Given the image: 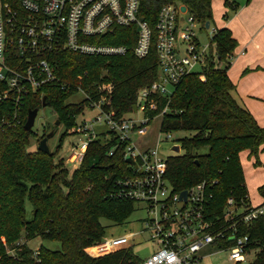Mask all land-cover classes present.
Listing matches in <instances>:
<instances>
[{"label":"trees","instance_id":"1","mask_svg":"<svg viewBox=\"0 0 264 264\" xmlns=\"http://www.w3.org/2000/svg\"><path fill=\"white\" fill-rule=\"evenodd\" d=\"M4 1L19 6V0ZM167 3L185 5L201 23V30L212 21L211 0H139L140 17L153 24L157 12ZM224 3L236 7L229 0ZM126 31L117 28L102 38L103 42L126 44L125 54L53 55L57 80L27 97L19 125L0 130V264H138L142 260L132 247L101 257H91L84 251L105 234L102 219L122 223L135 210L133 202L107 196L113 179L126 172L121 151L108 154L114 140H91L82 162L69 175L62 160L54 161L53 152L27 150L32 131L24 128L28 110L39 108L42 97L60 124L67 128L76 125V114L89 102L87 98L66 102L78 93V87L95 100L101 95L100 87L109 84L110 104L117 114L131 112L137 92L157 79L158 68L155 48L143 58L135 57L133 35L127 40ZM236 47L230 28L216 27L203 71L189 74L175 85L168 102L171 111L164 115L160 128L163 132H189L178 139L181 152L166 159L171 185L183 190L205 181L211 195L209 209L220 214L230 196L237 203L249 201L240 153L248 150L249 157L260 165L258 153L264 145V127L233 94L235 85L227 70ZM165 104L162 98L158 110ZM258 191L264 197V184ZM26 200L32 206L30 217L26 216ZM260 205L264 206V201ZM242 231L256 246H262L252 264H264V219L253 221ZM22 236L26 240L39 236L57 241L60 249L41 245L34 255L25 242L15 244ZM8 246L13 254H9Z\"/></svg>","mask_w":264,"mask_h":264},{"label":"built area","instance_id":"2","mask_svg":"<svg viewBox=\"0 0 264 264\" xmlns=\"http://www.w3.org/2000/svg\"><path fill=\"white\" fill-rule=\"evenodd\" d=\"M181 5L164 4L151 24L140 17L139 0H19L18 7L0 0V130L19 125L27 97L57 80L53 55L125 54L126 44L103 42L102 38L117 28H126L124 37L130 40L133 35L135 57L143 58L155 48L157 79L139 89L136 109L122 115L110 104L109 84L100 87L101 95L95 100L78 87V93L89 101L86 107L96 113L92 120L74 126L73 132L87 139L73 146L69 162L77 168L95 138L104 143L114 140L108 154L121 151L126 172L113 179L107 196L131 201L135 210L145 211L139 234L147 232V239L155 246L138 264H204L206 258L219 252H226L234 264H252L262 246H256L242 230L264 219V206L248 200L237 203L230 196L223 212L215 213L209 209L211 195L205 181L183 189L186 195L182 196L183 190H175L166 176L168 156L160 155L159 139L153 144L145 140L150 122L157 117L159 131L171 137V131L160 128L164 115L171 111L168 102L174 87L185 76L203 71L208 59L210 41H200L194 15L187 7L181 11ZM215 32L216 26L211 34ZM162 98L166 104L158 110ZM139 109L141 117L128 116ZM96 125L108 129L97 131ZM127 157L134 164L127 162ZM137 234H104L84 251L91 257L105 256L132 247ZM8 252L13 254L10 249ZM251 253L254 258L248 260Z\"/></svg>","mask_w":264,"mask_h":264},{"label":"rangeland","instance_id":"3","mask_svg":"<svg viewBox=\"0 0 264 264\" xmlns=\"http://www.w3.org/2000/svg\"><path fill=\"white\" fill-rule=\"evenodd\" d=\"M229 2H234L235 9L232 6L226 5L224 0H211V11H212V21L210 22L209 28L205 30H201V23L196 20L195 22V31L200 39V41L204 43H208L212 36L211 29L216 26L217 28L228 27L232 18L235 16V12L243 9V14H253L255 16L259 15L264 9V0H229ZM229 20V21H228ZM200 30V31H199ZM84 98L82 93H76L69 96L66 100L68 103H78ZM93 110L89 107H85L82 111L76 114L75 123L79 125L83 120H92L95 116ZM127 114V113H126ZM128 116H132L133 118H139L142 116V112L139 109L137 112L133 114H129ZM57 114L52 110V108L48 105H41L38 108L37 115L35 117L34 125L32 126V135L29 138V145L27 146V150L33 151L37 149L40 139L42 135L44 136L53 131L54 134L52 137L47 139V144L49 146L50 152L54 153V161L62 160L63 164L69 170V175H71L74 167L73 163L69 162L68 157L72 151L73 146H79L81 142L87 139L82 133L73 132L74 126L67 128L63 123L55 124L57 121ZM59 121V120H58ZM160 118H154L150 122V133L147 134L145 140L149 139L150 142L155 143L157 138L159 139V153L163 157H167L169 155L178 154L181 152L177 148L178 139L184 136H188L189 132L186 131H174L170 132L171 137L166 138L165 133L159 131ZM108 128L106 126L96 125L95 130H103L106 131ZM91 133V131H88ZM43 136V137H44ZM62 138V140H61ZM104 138V135H103ZM61 140V141H60ZM264 149V145H263ZM263 149L258 153V158L261 164H255L254 157L250 156L253 160H249L244 155L241 156L240 162L243 168L244 180L246 181L247 190H249L251 203L255 204L258 201L262 203L264 201V197L259 193L258 188L256 189L253 185L258 181V177L253 178L251 175L253 171L251 168H262L264 169V162L260 158V153ZM264 184L262 182L260 185ZM258 185V187L260 186ZM31 204L28 200L25 201L26 208V216H31ZM146 216L145 211L141 209H136L131 212V214L124 220L122 223H114L106 219H102L101 222L105 226V235L106 236H116L128 232H137V236L135 237V244L132 245V249L134 253L139 258H144L149 255L155 246L149 241L147 232H142L139 234V231L143 229L142 220ZM24 236V231L22 232ZM21 237L20 242H25L31 249L36 250L39 246L43 245L45 247L51 249H60V243L57 241H50L42 239L39 236H35L32 239L26 240L24 237ZM9 249V246L6 247ZM254 258V253H251L248 257V260H252ZM204 264H234L233 261L228 260L226 252L216 253L208 258H206L203 262Z\"/></svg>","mask_w":264,"mask_h":264},{"label":"crops","instance_id":"4","mask_svg":"<svg viewBox=\"0 0 264 264\" xmlns=\"http://www.w3.org/2000/svg\"><path fill=\"white\" fill-rule=\"evenodd\" d=\"M241 10L235 12L231 22H227L230 23L229 28L237 40L227 73L235 85L234 97L249 110L259 125L264 127V9L257 16L243 14ZM242 155L253 160L249 157L248 150L242 151L240 158ZM260 158L264 162V149ZM251 170H254L251 176L259 178L253 185L257 189L258 185L264 182V169L253 167ZM248 197L251 202L249 190ZM259 204L260 201L252 205Z\"/></svg>","mask_w":264,"mask_h":264},{"label":"water","instance_id":"5","mask_svg":"<svg viewBox=\"0 0 264 264\" xmlns=\"http://www.w3.org/2000/svg\"><path fill=\"white\" fill-rule=\"evenodd\" d=\"M180 10L181 11H185L186 10V6L182 4L180 6ZM205 27L206 28L209 27V21L206 22ZM41 105H46L45 97H42ZM133 109L134 110L136 109V105L133 106ZM37 112H38V108L37 107L34 108V109H29L28 110L27 118H26V121L24 123V128L26 130L30 131L32 129V126L34 125V121H35V117L37 115ZM55 124H59V121L57 120L55 122ZM53 134H54V132L53 131H50L44 137H42L40 139V141H39V144H38L37 149L40 150V151H42V152L49 153L50 152V149H49V146L47 144V139L50 138V137H52ZM126 161L134 164V161H132L129 157H127ZM181 195L182 196H185L186 195V191L183 190L181 192Z\"/></svg>","mask_w":264,"mask_h":264},{"label":"flooded vegetation","instance_id":"6","mask_svg":"<svg viewBox=\"0 0 264 264\" xmlns=\"http://www.w3.org/2000/svg\"><path fill=\"white\" fill-rule=\"evenodd\" d=\"M44 136V134L42 135V137Z\"/></svg>","mask_w":264,"mask_h":264}]
</instances>
